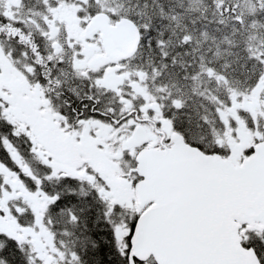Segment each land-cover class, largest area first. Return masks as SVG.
I'll list each match as a JSON object with an SVG mask.
<instances>
[{
	"label": "snow or ice",
	"instance_id": "snow-or-ice-1",
	"mask_svg": "<svg viewBox=\"0 0 264 264\" xmlns=\"http://www.w3.org/2000/svg\"><path fill=\"white\" fill-rule=\"evenodd\" d=\"M0 264H264V0H0Z\"/></svg>",
	"mask_w": 264,
	"mask_h": 264
}]
</instances>
